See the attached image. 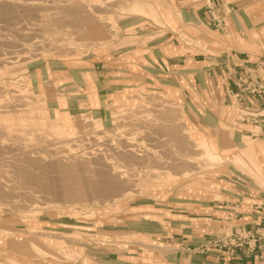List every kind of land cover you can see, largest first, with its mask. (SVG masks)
<instances>
[{"label":"rangeland","instance_id":"rangeland-1","mask_svg":"<svg viewBox=\"0 0 264 264\" xmlns=\"http://www.w3.org/2000/svg\"><path fill=\"white\" fill-rule=\"evenodd\" d=\"M0 2V85H4L0 90L5 91L0 92V110H4L5 105L9 111L13 109L12 113L0 116V143L2 139L1 145L8 143L7 148L1 150L4 152L0 151V180L4 182H0V264H156L161 260L157 256L166 255L174 249L160 238H151V234L161 235L162 225L170 224L168 220L154 222V218L147 215L150 211H156L157 215L180 212L182 207L178 205H183L180 200L186 196L196 197L197 205L207 209L217 204H226L222 200L226 199L228 188L237 186L234 181L240 186L250 185L252 189L264 191V183L237 153L249 145L258 147L264 141H260L263 140L261 137L253 138L246 136V132H240V128L244 127L242 125L228 128L222 121L221 129L214 128L211 131L218 141L215 144L208 134L198 131L200 129L197 130L184 117L180 105L167 101L161 95L142 90L135 97L127 96L117 102H108L101 118L91 109L99 105L95 92L92 93L95 95L94 106L90 107L82 102L81 98L87 96L88 91L81 86V78L84 77L91 86L92 80L88 74L77 76L66 67L79 68L82 66V59L90 54L116 49L118 45L115 42L120 36L119 20L130 13L147 15L139 11L142 7L132 9L131 5L135 3L147 9L148 15L154 14V9L148 2L145 5L144 0H28L24 3L21 0L19 8L30 2L38 3V7L41 2L40 6L43 4L44 7L37 10L36 4L35 8L30 3L25 5H29L27 10L22 9L25 6L21 8L23 12L16 10L19 4L16 5L15 0V4L13 0H5L7 4ZM8 2H13L12 5L16 7ZM66 4H69V10L62 13L64 7L61 6ZM80 4L82 10L78 8ZM53 16L56 18L53 19ZM157 23L161 25L160 22ZM20 29L23 30V35L18 33ZM100 29L103 33L99 32ZM30 42L33 45L36 43L32 45L34 52H30ZM22 45L26 46L25 50ZM58 45H61L59 49ZM32 82L42 84L40 90L36 91L31 86ZM61 96L66 98L64 106L59 102ZM21 99H24L21 102L23 108ZM25 101L26 104H23ZM34 105H39L48 114L58 110L67 115L62 121L66 126L63 136L54 132V120L51 116L43 121L44 126L38 125L43 123L39 116L31 122L37 125L28 124L26 119L22 120V116L26 117L27 111ZM220 117H224L223 112ZM245 129L248 131L252 128ZM34 134L37 138L40 136V140H35ZM204 141L210 143L209 148L215 147L220 153L229 151L236 154H230L228 160L222 159L205 166L199 159ZM9 142H17L22 147ZM115 142H120L125 147L123 152L131 145L138 155L132 158L126 154L128 152L120 150L113 154L114 147L122 149ZM108 146H112L113 150L112 147L109 150ZM97 149L99 152L107 151L108 156L103 152L99 153ZM225 149L230 150L224 151ZM54 150L59 152L58 156L75 153L109 157V160L112 156L111 161L119 170L128 173L133 184L129 188L121 186L119 192L105 185L111 178L105 180L97 172L95 176L86 172L101 168V161L96 157H92L89 168L84 166V170L81 164L72 167L55 159L50 160L54 157ZM38 155L48 159L45 165L37 161L38 158L35 157ZM186 155L193 156L197 161L199 159V163L202 161L196 170L185 167L183 162ZM181 156H184L183 159ZM237 157L241 158L242 164L235 160ZM93 164L95 168H90ZM260 164L264 166V158L260 160ZM185 168L190 172L182 175ZM242 173L249 175L254 181ZM260 173L264 178L262 169ZM67 190L72 194L68 196L70 199L65 197L69 193ZM237 201V205L241 204L239 199ZM216 235L218 234H213L212 237Z\"/></svg>","mask_w":264,"mask_h":264},{"label":"crops","instance_id":"crops-1","mask_svg":"<svg viewBox=\"0 0 264 264\" xmlns=\"http://www.w3.org/2000/svg\"><path fill=\"white\" fill-rule=\"evenodd\" d=\"M145 2L153 7L156 16L130 13L120 19L116 49L90 54L82 59L79 68L66 67L77 76L88 74L91 78L92 86L84 77L81 86L87 89V94L97 95L99 105L91 108L94 113L101 118L108 102L132 98L145 90L180 105L184 117L198 131L208 134L215 144L218 141L211 131L221 129L222 121L228 128L241 126L234 120L239 108L247 106L264 115V103L249 106L229 92L233 88L232 80L243 68L253 69L264 81V0H144L146 5ZM216 22L221 27L217 28ZM81 100L87 104L88 95ZM221 112L225 119L220 117ZM244 127L240 132L249 136ZM260 151H264V142L237 153L264 183L260 173L262 169L264 176V166L257 159ZM234 183L237 186L228 188L227 197L222 200L226 204L207 209L197 205L196 197L186 196L180 200L183 205H178L182 207L180 212L147 214L154 222L168 220L170 224L162 225L160 236L150 235L174 249L157 256L161 260L156 264H262L241 255L187 252L213 234L220 235L235 225L251 227L256 222L264 223V191Z\"/></svg>","mask_w":264,"mask_h":264},{"label":"bare ground","instance_id":"bare-ground-1","mask_svg":"<svg viewBox=\"0 0 264 264\" xmlns=\"http://www.w3.org/2000/svg\"><path fill=\"white\" fill-rule=\"evenodd\" d=\"M0 1H4L5 2V0H0ZM7 1V0H6ZM9 1V0H8ZM21 1V0H20ZM20 1L19 2H17L16 0H15V2H16V5L17 4H19L18 5V8L16 7V6H14V5H12V3L14 2V0H13V2L12 3H10V2H8L9 4H11L13 7H16V10L17 9H20L21 10V8L23 7V6H25L26 4H30V3H32V4H30V5H34L35 6V4L36 3H33V2H30V3H25L24 5H22V7H20L19 8V6H20ZM28 0H26V1H24V2H27ZM35 1V0H34ZM66 1V0H65ZM75 1H77V0H75ZM113 1V0H112ZM15 2L13 3V4H15ZM22 2H23V0H22ZM23 2V3H24ZM72 2V1H71ZM70 2V3H71ZM111 2V1H110ZM1 3V2H0ZM6 3V2H5ZM38 3H39V1H38ZM37 3V4H38ZM106 3H109V1H107ZM7 4V3H6ZM5 4V5H6ZM36 4V6H37V10H38V8L39 7H43V4H42V6H40L41 5V2H40V5H39V7H38V5ZM64 4V3H63ZM81 4H83V3H81ZM81 4H80V6L78 7V8H80L81 9ZM4 5V6H5ZM66 5H68V7H66ZM66 5H64V6H61V7H64V10H62L61 11V7L59 8L60 9V11L62 12V13H67V11L69 10L68 8H69V4H66ZM100 5V4H99ZM3 6V5H2ZM7 6V5H6ZM11 6V7H12ZM27 6H29V5H27ZM27 6H25V8H22V9H26V7ZM36 6H35V8H36ZM71 6V5H70ZM82 6H84V5H82ZM85 6H87V5H85ZM108 6V5H107ZM74 7V6H73ZM76 7V8H77ZM91 8H93L92 7V5L90 6ZM96 7V6H95ZM102 7V6H101ZM131 7H132V9H139L140 7H142V9H139V11H141V12H143V13H145V14H148V11H147V9H144L143 8V6L142 5H137L136 3L135 4H132L131 5ZM29 8V7H28ZM32 8H34V7H32ZM44 8V7H43ZM42 8V9H43ZM75 8V7H74ZM83 8V7H82ZM88 8V7H87ZM108 8H109V6H108ZM15 9V8H14ZM40 9V8H39ZM66 9H68V10H66ZM86 9V8H85ZM99 9V8H98ZM27 10V9H26ZM25 10V11H26ZM31 10H33V9H31ZM36 10V9H35ZM34 10V11H35ZM82 10V9H81ZM88 10V9H87ZM86 10V11H87ZM24 11V12H25ZM85 11V12H86ZM89 11H92V10H90L89 9ZM93 11H94V8H93ZM92 11V12H93ZM109 11V10H108ZM15 12V11H14ZM17 12V11H16ZM19 12H23V10H21V11H19ZM60 12V13H61ZM84 12V13H85ZM94 12H96V10L94 11ZM93 12V13H94ZM97 12L99 13V11L97 10ZM54 14H57V12H55ZM88 14H90V13H88ZM50 15H52V14H50ZM17 16V15H16ZM15 16V17H16ZM20 16V15H19ZM46 17H47V15H45ZM55 16H57V15H55ZM63 16H64V14H63ZM68 16V15H67ZM14 17V18H15ZM18 17V16H17ZM45 17V18H46ZM49 17V16H48ZM54 17V16H53ZM61 17V16H60ZM59 17V19H62V18H60ZM56 17H54L53 19H55ZM17 19V18H16ZM19 19V18H18ZM17 19V20H18ZM49 19V18H48ZM50 19H51V17H50ZM15 20V19H14ZM17 20L15 21V22H17ZM46 20H47V18H46ZM52 21V20H51ZM57 21V20H56ZM64 22V21H63ZM21 30V29H20ZM25 30H26V32H29L26 28H25ZM25 30H24V32H25ZM22 31L23 30H21L20 32L18 31V33H21L22 34ZM102 32L103 33V30L102 29H100L99 30V32ZM1 34V33H0ZM20 34V35H21ZM25 34V33H24ZM26 34H28V33H26ZM23 35V34H22ZM10 36H11V33H10ZM16 35H14V37H15ZM17 37V36H16ZM15 37V38H16ZM11 38V37H10ZM15 38L13 39V40H15ZM19 38V37H18ZM12 40V41H13ZM1 41V40H0ZM7 41V40H6ZM10 42V41H9ZM36 42V41H35ZM34 42V43H35ZM31 43V45L30 46H32L33 45V43L32 42H30ZM37 43V42H36ZM35 43V44H36ZM54 43V42H53ZM34 44V45H35ZM49 44H50V42H49ZM28 45V44H27ZM33 45V46H34ZM38 45V44H37ZM36 45V46H37ZM41 45H42V43H41ZM51 45H52V43H51ZM51 45H50V48H51ZM21 46V45H20ZM33 46L31 47L32 49H30V47H28V49H30V52H31V50H33V52H34V49H33ZM36 46L34 47L35 49H39V48H36ZM40 46V45H39ZM49 46V45H48ZM52 46H54V45H52ZM61 46V45H60ZM59 45H58V49H59V47H60ZM25 47L26 46H24V45H22V49L24 48V50H25ZM56 47H57V45H56ZM63 47V46H62ZM21 48V47H20ZM46 48V47H45ZM48 48V47H47ZM55 48V47H54ZM17 49V48H16ZM27 49V50H28ZM55 49H57V48H55ZM24 50H23V53H24ZM20 51V50H19ZM35 51H37V50H35ZM39 51H40V49H39ZM18 52V51H17ZM25 52H27V51H25ZM29 52V51H28ZM38 52V51H37ZM67 52V51H66ZM13 54V53H12ZM34 54V53H33ZM4 55V54H3ZM8 55V54H7ZM28 55H29V53H28ZM39 55V54H38ZM5 56V55H4ZM13 56H15V55H13ZM19 56H21V55H19ZM24 56V55H23ZM33 56V55H32ZM12 57V56H11ZM26 57V56H25ZM30 57V56H29ZM28 57V58H29ZM10 58V57H9ZM19 58V57H18ZM2 60V59H1ZM17 60V59H16ZM15 60V62H17ZM7 61V60H6ZM8 62H10V61H8ZM14 61H12V63H13ZM3 63V62H2ZM39 63V62H38ZM53 64V63H52ZM30 77V76H29ZM19 80V79H18ZM10 81V80H9ZM26 81V80H25ZM11 82V81H10ZM27 82V81H26ZM17 83V82H16ZM19 83V82H18ZM17 83V84H18ZM26 84V83H25ZM2 85H3V83H2ZM2 85H0V89L4 86H2ZM21 85H23V84H21ZM31 85V84H30ZM41 86H42V84H40ZM40 85L39 84H37V83H35V82H32V85L31 86H33V88L37 91V89H39L40 90ZM49 85V84H48ZM20 86V85H19ZM10 87V86H9ZM9 87H8V89H9ZM22 87V86H21ZM28 87V86H27ZM30 87V86H29ZM28 87V88H29ZM23 88V87H22ZM54 88V87H53ZM4 89H6V88H4ZM11 89V88H10ZM16 89V88H15ZM14 89V90H15ZM32 89V88H31ZM14 90H13V93H15L14 92ZM18 90V89H17ZM51 90V89H50ZM12 91V90H11ZM0 92H5L4 90L3 91H1L0 90ZM12 93V94H13ZM18 93H19V91H18ZM32 94V93H31ZM57 94V93H56ZM1 95V94H0ZM33 95V94H32ZM31 95V96H32ZM42 95V94H41ZM12 96H14V95H12ZM21 96V95H20ZM30 96V95H29ZM36 96V95H35ZM35 96H34V98H35ZM56 96V95H55ZM69 96V95H68ZM17 97V99L19 100V98H18V96H16ZM23 97V96H22ZM21 97V98H22ZM60 97V96H59ZM13 98V97H12ZM14 98H15V96H14ZM25 98H27V97H25ZM31 98V97H30ZM34 98H32V102H34L33 101V99ZM49 97H47V99H48ZM52 98V97H51ZM54 98V97H53ZM57 98V97H56ZM9 100V99H8ZM22 100H24V99H21V101H20V104H21V102H23ZM10 101V100H9ZM15 101V100H14ZM37 101V100H36ZM31 102V103H32ZM59 102L61 103V106H64L65 104H66V98L65 97H63V96H61V98H59ZM9 103H11V102H9ZM13 103H15V102H13ZM12 103V104H13ZM30 103V102H29ZM28 103V104H29ZM4 104V103H3ZM5 104H7V103H5ZM23 104H26V101L23 103ZM33 104V103H32ZM36 104H37V102H36ZM35 104V105H36ZM94 104H95V95L94 94H92V93H90V94H88V102H87V104L86 105H88V106H90V107H92V106H94ZM2 105V104H1ZM0 105V106H1ZM9 105V104H8ZM14 105V104H13ZM12 105V106H13ZM16 106H17V104H15ZM22 105V104H21ZM34 105V107L33 108H30L28 111H27V114L28 115H26V117H23L22 116V120L23 119H26L27 121H28V124H30L34 119H37V116H39V118L41 119L40 121H44V120H46L48 117H50L51 116V118H53V120H54V124H53V127H54V132L56 133V134H58V135H62L63 133H64V127H66V126H64V123L62 122L63 120H64V118L67 116V115H64V114H61L58 110H55V111H52L51 113H47V112H44L43 110L44 109H42L41 107H39V105L38 106H35ZM16 106H13V107H16ZM19 106V105H18ZM31 107H32V105H30ZM7 109V110H5V108ZM3 107V109L4 110H0V116L1 115H3V114H7V113H9V112H11L12 113V110L11 111H9L8 110V108H7V106L5 105ZM8 107H11L10 105L8 106ZM22 108H23V105L21 106ZM25 107V106H24ZM1 109V108H0ZM11 109V108H10ZM15 109V108H14ZM27 110V109H26ZM15 112L17 111V110H14ZM24 111V110H23ZM18 112V111H17ZM10 114V113H9ZM36 114V115H35ZM48 114V115H47ZM51 114V115H50ZM8 115V114H7ZM6 115V116H7ZM20 115V114H19ZM5 116V115H4ZM5 116V117H6ZM10 118V117H9ZM18 118V117H17ZM20 118V117H19ZM2 119H3V117H2ZM5 119H8V118H5ZM74 119V118H73ZM50 120V119H49ZM20 121V120H19ZM39 121V122H40ZM8 122V121H7ZM6 122V123H7ZM25 122V121H24ZM10 123V122H9ZM27 123V122H26ZM25 123V124H26ZM1 124H2V122H1ZM0 124V125H1ZM18 124V123H17ZM32 125L34 124V123H31ZM36 124V123H35ZM34 124V125H35ZM40 124V126H41V124H43L42 126H44V122L43 123H38V125ZM14 125V124H13ZM19 125V124H18ZM31 125V126H32ZM37 125V124H36ZM51 125V124H50ZM30 126V125H29ZM6 127V126H5ZM23 127V126H22ZM32 127H34V126H32ZM20 128V127H19ZM27 128V127H26ZM1 129H2V126H1ZM5 129V128H4ZM23 129V128H22ZM22 129H20L21 131H22ZM33 129V128H32ZM17 130V129H16ZM27 131H28V129H26ZM1 131V130H0ZM8 131V130H7ZM30 131V130H29ZM40 131V130H39ZM25 132V131H24ZM46 132V131H45ZM9 133V132H8ZM28 134V133H27ZM30 134V133H29ZM33 134V133H32ZM47 134V133H46ZM38 135V134H37ZM34 136H35V134H34ZM63 136V135H62ZM35 138H37V136H35L34 137V139ZM40 138V136L37 138V139H39ZM42 138V137H41ZM14 140V139H13ZM16 140V139H15ZM29 140V139H28ZM36 140V139H35ZM40 140V139H39ZM42 140H43V138H42ZM46 140V139H45ZM44 140V141H45ZM114 140H115V138H114ZM1 141V140H0ZM38 141V140H37ZM43 141V142H44ZM112 141V140H111ZM119 141V140H118ZM2 142H3V139H2ZM1 142V143H2ZM33 142V141H32ZM41 142V141H40ZM1 143H0V151L1 150H3V149H5V148H7L6 147V144H8V143H6V144H2L1 145ZM5 143V142H4ZM10 143V142H9ZM15 145H17V146H19V143H15V142H13ZM13 143L11 144V145H13ZM116 143V142H115ZM10 144H9V146H10ZM116 144H118V143H116ZM119 144L121 145V143L119 142ZM118 144V145H119ZM187 144V143H186ZM14 145V146H15ZM33 145V144H32ZM35 145V144H34ZM33 145V146H34ZM38 145H39V142H38ZM112 145V144H111ZM8 146V145H7ZM9 146H8V148H9ZM14 146H12V148L14 147ZM117 146V145H116ZM129 146V148L127 149V151H125L124 150V152H128V153H126V154H128L129 155V157L131 156L132 158H135L136 157V155H138L136 152H135V149L131 146V145H128ZM202 147H201V153H200V156H201V158H199L200 160H202L204 163L203 164H205V166L206 165H209V164H211V163H215V162H217V161H219V160H222V159H225V160H228L229 159V156H230V154L232 153V152H229L228 150H230V149H225L224 151H228V152H223V153H220V152H218L217 151V149L215 148V147H212V148H209V146H210V143H208L207 141H204V142H202V145H201ZM19 147H22V146H19ZM109 147V150H111L110 148L112 147H110V146H108ZM108 147H106V148H108ZM120 147H122V145L120 146ZM185 147V146H184ZM36 149H37V147H35ZM115 148V150H113V147H112V150H113V154L115 153V152H118L119 150L120 151H122L123 152V149L125 148H123L122 147V149H120V148H118V146H117V148L116 147H114ZM186 148V147H185ZM21 149H24V148H21ZM9 150H10V148H9ZM12 150H14V149H12ZM17 149H15V151H16ZM25 150V149H24ZM99 149H97V151H98ZM106 150H108V149H106ZM108 150V151H109ZM26 151V150H25ZM94 151V150H93ZM104 151H105V149H104ZM119 151V152H120ZM4 151H1V153H3ZM18 152V151H17ZM20 153H23V152H21V150L19 151ZM39 152V151H38ZM44 152V151H43ZM68 152V151H67ZM70 152V151H69ZM90 152V151H89ZM99 152V151H98ZM101 152H103V150H101ZM101 152H99V153H101ZM109 152H111V151H109ZM118 152V153H119ZM121 152V153H122ZM123 152V153H124ZM177 152V151H176ZM263 152L264 151H260V152H257V159H258V161L260 162V160L262 159V157H263ZM6 153V152H5ZM27 153V152H26ZM32 153V152H31ZM34 153H35V151H34ZM37 153V152H36ZM57 153H59V152H57V150H54V155H52V156H54V157H52V159H50V160H53V159H55V160H57V161H60V163L62 162V164L64 163V164H68V165H71L72 167H77V166H79L80 164H81V166H83L82 168H84V166H87L86 168L88 169L89 167V165L91 164V162L93 161V159H92V157H96L97 158V160L99 161H101V168H98V169H96L95 171H94V169H89L88 171L86 170V172H88V173H92V175H102L103 177V179H105L106 180V178H111V180H110V182H106L105 183V185H107V186H110L111 188H113V189H115V190H119V192H120V187L121 186H123L122 188H124V187H130L132 184H133V180L132 179H130L129 177H128V173L125 171V170H119L116 166H115V164L111 161V159H112V156H111V159L109 160L108 158H105V157H97V156H86V154L84 155V154H75V153H69V154H66V155H61V156H58V154ZM82 153V152H81ZM105 152H103V154H104ZM106 153H108L107 151H106ZM105 153V154H106ZM175 153V152H174ZM25 154V153H24ZM23 154V155H24ZM29 154V153H28ZM96 154H97V152H96ZM102 154V155H103ZM110 155H111V153H109ZM112 154V155H113ZM125 154V155H126ZM22 154H21V156H23ZM30 155V154H29ZM34 155V154H33ZM32 155V156H33ZM35 155H37V154H35ZM45 155V154H44ZM49 155V154H48ZM88 155H90V154H88ZM92 155H94V154H92ZM102 155H100V156H102ZM116 155V154H115ZM118 155V154H117ZM120 155V154H119ZM221 155H224L225 157H222ZM0 156H2V155H0ZM106 157L108 156L107 154L105 155ZM124 156V155H123ZM30 157V156H29ZM49 157H51V155L49 156ZM182 157V159H183V157L184 156H181ZM36 159H37V161L39 160L40 161V163H42L43 165H45L46 164V162L48 161V159L45 157V156H41V155H38L37 157H35ZM180 158V157H179ZM179 158H176V159H179ZM27 159V158H26ZM91 159H92V161H91ZM129 159V158H128ZM196 158H194L193 156H190V155H186L185 156V158H184V164H185V167H187V168H189V169H191V170H196L198 167H199V164L202 162H200L199 163V159H198V161L197 160H195ZM29 160V159H28ZM30 160H32V159H30ZM238 163H240V164H242L243 162H242V160H241V158H239V157H237L236 159H235ZM36 160H35V162H37ZM38 161V162H39ZM57 161L55 162L56 164H57ZM96 161V160H95ZM94 161V162H95ZM97 161V162H98ZM182 161V160H181ZM52 162V161H51ZM177 162V161H176ZM39 163V164H40ZM53 163V162H52ZM55 164V165H56ZM77 164H79V165H77ZM61 165V164H60ZM96 165V164H95ZM58 166V165H57ZM97 166V165H96ZM99 166V167H100ZM95 168V166H94V164H93V166L92 167H90V168ZM67 168H68V166H67ZM81 168V167H80ZM187 168H185V171H184V174H182V175H186L187 173H189L190 171L187 169ZM84 170H85V168H84ZM95 172H97L96 174H95ZM86 174V173H85ZM90 176V175H89ZM93 176V177H94ZM92 177V178H93ZM99 177V176H98ZM89 179V178H88ZM91 179V178H90ZM93 180V179H92ZM100 180V179H99ZM104 180V181H105ZM109 180V179H108ZM159 180V179H158ZM2 180H0V182H1ZM89 181V180H88ZM94 181V180H93ZM102 181V180H101ZM99 182V181H98ZM103 182V181H102ZM101 182V183H102ZM1 183H3L4 184V182H1ZM93 183V182H92ZM2 184V185H3ZM103 184V183H102ZM7 186H9V185H7ZM99 186H100V184H99ZM2 187V186H1ZM5 188V187H4ZM9 188L11 189V187L9 186ZM98 189V188H97ZM1 190H2V188H1ZM81 190V189H80ZM83 190V189H82ZM109 190H110V188H109ZM127 190V189H126ZM129 190V189H128ZM127 190V191H128ZM69 193H67V195L65 196V197H68V196H70V194H71V192L69 191V190H67ZM79 191V190H78ZM111 191V190H110ZM10 192V191H9ZM83 192V191H82ZM97 193V192H96ZM113 193V192H112ZM125 193V192H124ZM0 194H2L1 192H0ZM72 195V194H71ZM124 196V195H123ZM4 197L6 198L7 196H5L4 195ZM117 197V196H116ZM69 198V197H68ZM74 198V197H73ZM3 199V198H2ZM8 199V198H7ZM6 199V200H7ZM70 199V198H69ZM11 201V200H10ZM13 201V200H12ZM8 205V204H7ZM7 205H6V207H7ZM12 205H13V203H12ZM15 205V204H14ZM10 206V205H9ZM24 206V205H23ZM16 208V207H15ZM19 208V207H18ZM11 209H13V207L11 208ZM16 210H17V208H16ZM92 212V211H91ZM12 261H14V260H12ZM17 263V262H16ZM15 264V263H14ZM19 264V263H18Z\"/></svg>","mask_w":264,"mask_h":264},{"label":"built area","instance_id":"built-area-1","mask_svg":"<svg viewBox=\"0 0 264 264\" xmlns=\"http://www.w3.org/2000/svg\"><path fill=\"white\" fill-rule=\"evenodd\" d=\"M215 26L218 28L221 24L216 22ZM222 67L226 70L225 64ZM232 85L233 88L229 92L237 101L247 103L249 106L264 103V81L253 69H241L232 80ZM234 120L236 124L252 128L248 130L250 137H264V115L259 112L251 111L247 106L241 107ZM187 252L198 255L226 253L229 257L241 255L245 258L253 257L264 264V223L256 222L251 227L235 225L228 231L187 249Z\"/></svg>","mask_w":264,"mask_h":264}]
</instances>
